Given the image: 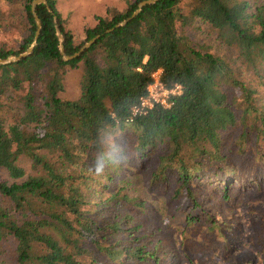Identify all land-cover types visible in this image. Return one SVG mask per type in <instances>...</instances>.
Returning a JSON list of instances; mask_svg holds the SVG:
<instances>
[{
    "label": "trees",
    "instance_id": "16d2710c",
    "mask_svg": "<svg viewBox=\"0 0 264 264\" xmlns=\"http://www.w3.org/2000/svg\"><path fill=\"white\" fill-rule=\"evenodd\" d=\"M31 1L0 0V58L33 42ZM140 1L81 40L38 4L32 52L0 64V264L264 261V0H156L114 27ZM196 20L224 52L193 45ZM57 29L66 55L100 36L64 60ZM77 67L78 96L62 98ZM156 70L180 94L132 116Z\"/></svg>",
    "mask_w": 264,
    "mask_h": 264
},
{
    "label": "rangeland",
    "instance_id": "374dc122",
    "mask_svg": "<svg viewBox=\"0 0 264 264\" xmlns=\"http://www.w3.org/2000/svg\"><path fill=\"white\" fill-rule=\"evenodd\" d=\"M55 8L57 12L59 13L63 25L66 30L70 31V33L77 38L78 40H81L84 34V29L87 27H92L96 24L97 19L96 17H107L109 16L113 11H123L126 7V0H53ZM184 33L186 35H189L191 37V40L193 42V45L196 47L207 49L209 52H224L226 49L224 46L217 40L216 34L210 30L207 25L203 24L201 21L196 20L193 25L186 27L184 30ZM81 68H68L65 75H64V90L60 93V96L62 98L66 99H73L78 96L79 92V81L81 78ZM236 134V132H232L231 136L227 137V143L233 142V136ZM125 140V136L121 138H110L109 142L110 144L114 143L116 141L120 142V140ZM128 142L129 138H128ZM109 146V145H108ZM253 159V158H251ZM25 166L27 169H29V163H27L25 160H23V163L21 164ZM0 178H9L8 171L5 168L0 167ZM203 179V178H202ZM231 181L233 180L231 177L227 178ZM259 181L264 180V173L261 178L258 179ZM243 211V210H242ZM219 216H222L219 215ZM239 217L240 221H243L244 219L241 218L242 215H236ZM249 222V224L247 223ZM242 225V227L238 228L235 232L240 233L241 230L243 233H247L249 230L252 229V219L247 221ZM236 245L240 246L243 244V241H236L233 240ZM245 241L247 242V245L244 247L248 249V251L243 250V252L246 253V256H254L253 254V248L250 247L251 245H254V241L251 238H245ZM223 245V243H222ZM219 254V252H217ZM242 258V257H240ZM209 264H220L215 263V261H211ZM254 264H264V261H260Z\"/></svg>",
    "mask_w": 264,
    "mask_h": 264
},
{
    "label": "water",
    "instance_id": "95a60500",
    "mask_svg": "<svg viewBox=\"0 0 264 264\" xmlns=\"http://www.w3.org/2000/svg\"><path fill=\"white\" fill-rule=\"evenodd\" d=\"M156 0H142L138 3L137 5V8L132 12V14L121 20L120 22H118L114 27H118V26H121V25H124L126 24L130 19L134 18L139 12L140 10L148 5V4H151V3H154ZM38 4H44L49 8L48 6V3H47V0H32L31 1V12H32V15L34 17V20H35V23H36V26H37V29H36V33H35V37H34V40L33 42L31 43V45L22 53L18 54V55H10L6 58H0V64H6V63H10V62H14V61H17L23 57H26L27 55H29L34 46L36 45V40H37V37L39 35V32H40V27H41V22H40V19L35 11L36 9V6ZM114 27L110 28V29H107L105 32H109L111 31ZM58 38H59V41H60V45H59V49H60V53L63 57L64 60H69V59H73L75 57H77L81 52H83L86 48H88L89 46H91V44L100 36V35H96L94 36L93 38L87 40L75 53H73L72 55H66L64 53V48H63V45H62V41H63V37L60 33V31L57 29V32H56Z\"/></svg>",
    "mask_w": 264,
    "mask_h": 264
},
{
    "label": "built area",
    "instance_id": "2783aa9c",
    "mask_svg": "<svg viewBox=\"0 0 264 264\" xmlns=\"http://www.w3.org/2000/svg\"><path fill=\"white\" fill-rule=\"evenodd\" d=\"M160 73V70L153 72V81L147 87V95L141 97L132 108V116L145 114L155 105L169 107L172 104L170 96L180 94L181 86L174 84L170 88L165 87L159 78Z\"/></svg>",
    "mask_w": 264,
    "mask_h": 264
}]
</instances>
